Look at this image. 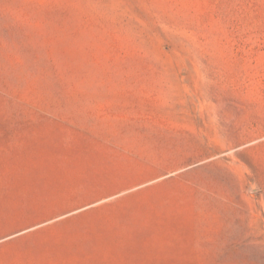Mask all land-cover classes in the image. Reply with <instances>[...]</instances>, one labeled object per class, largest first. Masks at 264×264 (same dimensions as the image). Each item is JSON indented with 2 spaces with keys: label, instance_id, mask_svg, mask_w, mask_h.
<instances>
[{
  "label": "rangeland",
  "instance_id": "obj_1",
  "mask_svg": "<svg viewBox=\"0 0 264 264\" xmlns=\"http://www.w3.org/2000/svg\"><path fill=\"white\" fill-rule=\"evenodd\" d=\"M0 264H264V0H0Z\"/></svg>",
  "mask_w": 264,
  "mask_h": 264
}]
</instances>
